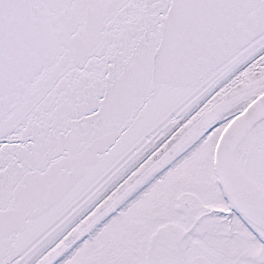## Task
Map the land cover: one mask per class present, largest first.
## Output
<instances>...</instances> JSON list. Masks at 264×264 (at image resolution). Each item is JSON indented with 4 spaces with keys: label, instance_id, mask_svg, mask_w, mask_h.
<instances>
[{
    "label": "snow or ice",
    "instance_id": "6c2138e0",
    "mask_svg": "<svg viewBox=\"0 0 264 264\" xmlns=\"http://www.w3.org/2000/svg\"><path fill=\"white\" fill-rule=\"evenodd\" d=\"M0 264H264V0H0Z\"/></svg>",
    "mask_w": 264,
    "mask_h": 264
}]
</instances>
